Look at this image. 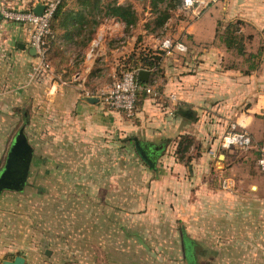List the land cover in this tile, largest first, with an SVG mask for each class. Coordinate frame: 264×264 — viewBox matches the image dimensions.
<instances>
[{
    "label": "crops",
    "instance_id": "0c3cea01",
    "mask_svg": "<svg viewBox=\"0 0 264 264\" xmlns=\"http://www.w3.org/2000/svg\"><path fill=\"white\" fill-rule=\"evenodd\" d=\"M44 1L0 0V8L34 9ZM226 2L234 0H218L197 19L179 22L178 36L176 31L160 40L141 25L145 0H62L48 50L50 68L39 74L33 70L36 59L26 29L0 13V170L13 138L12 124L26 118L33 147L28 181L33 166H43L47 185L59 182L69 199L79 195L68 190L82 177L78 169H84V177L91 175V217L72 223V229L91 232L88 238L81 236L78 246L97 248L92 264H156L164 258L154 250L159 245L175 247L172 264H264V173L257 164L258 149L225 150L218 138L235 126L260 144L264 61L237 79L239 100L246 103L242 110L226 105L221 81L217 85L200 73L225 69L222 50L210 44ZM119 5L134 10L133 24L115 14ZM178 11H183L181 4ZM173 19L163 22L164 30ZM165 39L181 41L186 49L163 50L161 74L148 70L145 84L158 81V96L142 98L134 116L86 95L106 88L112 75L147 45L142 42L161 49ZM185 52L193 57L186 65L197 74L179 73L173 60ZM194 56L201 61L193 62ZM185 134L197 152L178 158L177 139ZM117 138L127 151L131 145L138 155L141 149L148 151L152 163L141 155V161L117 159ZM21 192L4 191L0 197ZM80 211L84 216L85 209ZM165 231L171 232L170 239ZM38 246L33 252L42 250ZM51 252L59 259L54 250H45Z\"/></svg>",
    "mask_w": 264,
    "mask_h": 264
},
{
    "label": "rangeland",
    "instance_id": "374dc122",
    "mask_svg": "<svg viewBox=\"0 0 264 264\" xmlns=\"http://www.w3.org/2000/svg\"><path fill=\"white\" fill-rule=\"evenodd\" d=\"M167 3V0H162L154 7V5L148 3V0H145L146 6L142 7L141 15L145 16L142 20L146 21H143L144 23L142 22L141 25L147 29V32L150 33L148 35H151L152 39L158 37L161 40L165 35L174 34L178 30L177 26L180 24L179 22L184 21L186 23L187 21H191L188 18L190 15L184 11H178L177 14V9L181 3L173 0L172 4L174 3L178 7L176 9H169L167 12L169 16L175 19L164 30V23L162 22L164 18L163 10ZM230 4L231 2H228V4L226 2L225 5H222L227 8L224 12L225 17L223 20H219L216 27V30L219 32V35L223 36V39L217 36L210 44V46L212 45L218 50H222L220 54L221 63L225 64V69L223 71L217 69L211 72L202 71L200 73L207 76L206 79H211L217 85H219L218 81H221L223 87L226 88L224 89L226 90L225 94L228 99L226 100V105H229L231 110H242L245 109L246 103L239 100L238 96L241 93L238 92L237 79L251 74V66H256L257 68L264 61V0H234V3ZM135 27H137V24H135ZM174 36H178V31ZM225 36L234 40V47L231 49H228L225 45ZM161 42V49H154L144 41L141 45H147L140 47L137 51L138 55L144 53L149 60L157 64L158 69H155L157 76L162 72L159 65L161 59L166 57L165 51H167ZM237 46L243 48L245 53L239 54ZM186 53H183L185 55L178 54L174 60L172 59L173 62L177 63V67L180 68L179 73L197 74L198 72H195V67L186 65V61L188 62L193 58L191 54ZM220 55L218 52V62ZM200 61L201 59L198 56H194L193 62L198 63ZM167 62L168 60H166ZM123 69L126 70L128 68ZM223 75H226V79L222 77ZM159 87L158 81L157 83L156 80L153 81L152 85H150L151 92L146 93V95L152 97L158 96ZM138 103L139 99L137 101V108L139 106ZM137 108L135 111H137ZM196 113L199 114V111L197 110ZM27 123L28 121H24L23 118H20L17 123L14 121L10 137L12 138L22 125H24L26 132ZM223 134L221 136L219 134V140H221L220 138H222ZM116 144L117 159L132 158L141 161V157L135 151L134 146L131 145L130 151L123 149V147L120 148L118 146V138ZM177 145L178 158H188L197 152L195 150L196 145L191 141L189 135L180 136L177 139ZM172 150L174 152L176 149L173 148ZM80 169L83 170L82 177L75 184H71L70 189L67 188L74 195L76 193L72 191H78V198L75 196L69 199L64 197L65 191H63L64 189L59 182L47 185L44 180L45 170L47 169L43 166H33L31 178L27 181L21 194L17 193L14 198L9 197L8 199H4L5 197L3 196L0 197V264L3 260L12 259L16 255L27 257L31 261L30 264H92V257L96 255V253L94 254V250L96 251L97 248L78 246V243H81L79 241L82 238L81 236L85 235L88 238V236H91V232L72 229V226H74L72 223H76V221H80L82 218L89 219L91 217L90 213L93 203L91 194L95 184L91 182V175L89 174L84 177V169L79 168L78 170ZM131 185L132 189H134V185L137 184L132 182ZM50 191H52L51 194ZM7 194L5 196H14L12 193ZM81 209H85V217L79 214L82 212L80 211ZM162 234L166 239L171 238L170 231L162 232ZM38 245H42V250L33 252L34 248H39ZM45 250H54L59 259L51 257L52 252L45 254ZM154 250H157L158 253H163L164 257L163 260H159L156 264H172L170 256L172 254L175 255V247L173 248L171 245H159Z\"/></svg>",
    "mask_w": 264,
    "mask_h": 264
},
{
    "label": "built area",
    "instance_id": "2783aa9c",
    "mask_svg": "<svg viewBox=\"0 0 264 264\" xmlns=\"http://www.w3.org/2000/svg\"><path fill=\"white\" fill-rule=\"evenodd\" d=\"M62 0H45L40 14L33 11L32 8H0L2 19L7 22L22 24L28 34L29 47L34 50L36 63L33 70L39 74L49 70L48 38H53V30L50 22L53 15ZM218 0H181V9L190 17L191 20L197 19L211 5L216 4ZM163 47L169 51L176 49L180 52L185 51V45L179 41L165 39L162 42ZM138 70H121L112 75L111 82L106 88L98 89L94 92H86L89 97H98L109 109L124 113L127 117H132L136 110V101L138 93H150V85H143L137 78ZM262 118V137L259 145H256L251 134L244 128L231 126L227 129L221 140L220 146L225 150L242 149L249 150L253 147L258 149L257 164L259 170L264 173V112ZM223 186H226L223 184Z\"/></svg>",
    "mask_w": 264,
    "mask_h": 264
},
{
    "label": "water",
    "instance_id": "95a60500",
    "mask_svg": "<svg viewBox=\"0 0 264 264\" xmlns=\"http://www.w3.org/2000/svg\"><path fill=\"white\" fill-rule=\"evenodd\" d=\"M43 6H36L33 11L40 14ZM32 52L34 50L31 48ZM149 71L139 70L138 79L144 82L148 81ZM189 113V112H188ZM26 116V114H25ZM136 147L139 143L136 142ZM148 163H152L142 152L140 153ZM33 156V147L28 140L24 125L20 126L12 138L11 144L7 151L4 164L0 170V195L4 191L21 192L25 188L30 165ZM1 264H25V258L21 255H16L12 259H5ZM78 264V263H72Z\"/></svg>",
    "mask_w": 264,
    "mask_h": 264
},
{
    "label": "trees",
    "instance_id": "16d2710c",
    "mask_svg": "<svg viewBox=\"0 0 264 264\" xmlns=\"http://www.w3.org/2000/svg\"><path fill=\"white\" fill-rule=\"evenodd\" d=\"M162 0H152V4L154 5V7L157 6L158 2H161ZM165 1V0H163ZM168 3L165 5V9L163 10V13H164V18L162 20V22H164L168 17H169V14H168V10L170 9H176V7H178L176 4H172V1L173 0H167ZM62 2V1H61ZM177 2L181 3V0H177ZM61 9V3L58 5L54 15H53V18L50 22V25H51V29L53 30V27H54V21H55V18L57 17L59 11ZM114 12L117 16H119L120 18H122L123 20L126 21L127 24H133L135 22V19H136V16H135V12L134 10L131 8V6H116L114 8ZM219 37V38H222L223 39V36L222 35H219V32L216 30V37ZM225 45L228 49H231L232 47H234V40L233 38H230L228 36H225ZM51 39L52 38H48L47 41L49 43V47H50V43H51ZM238 47V46H237ZM236 47V48H237ZM237 51L239 54H244V50L243 48L241 47H238L237 48ZM153 57V56H152ZM125 68L127 67L128 69L126 70H130V69H136V70H149L151 73L155 74L156 73V70L158 69L157 67V64L155 62H152L151 60H149V58L144 54V53H141L140 55H136V54H133L130 59L127 61V63L125 64L124 66ZM156 69V70H155ZM253 69H256V66H251V70ZM121 70H124L123 68ZM121 70L117 71V73H119ZM138 81L145 85L147 82H144V81H141L138 79ZM152 83V81H151ZM146 96V93L145 92H140L138 93V96H137V101L139 99V103L138 105L140 104V101L142 100V98H144ZM137 101H136V108H137ZM24 121H26L27 119L26 118H23Z\"/></svg>",
    "mask_w": 264,
    "mask_h": 264
},
{
    "label": "flooded vegetation",
    "instance_id": "af4514ba",
    "mask_svg": "<svg viewBox=\"0 0 264 264\" xmlns=\"http://www.w3.org/2000/svg\"><path fill=\"white\" fill-rule=\"evenodd\" d=\"M147 158H149L148 156H150L148 153V151H145L143 149L140 150Z\"/></svg>",
    "mask_w": 264,
    "mask_h": 264
},
{
    "label": "bare ground",
    "instance_id": "6f19581e",
    "mask_svg": "<svg viewBox=\"0 0 264 264\" xmlns=\"http://www.w3.org/2000/svg\"><path fill=\"white\" fill-rule=\"evenodd\" d=\"M43 72H46V71H43Z\"/></svg>",
    "mask_w": 264,
    "mask_h": 264
}]
</instances>
